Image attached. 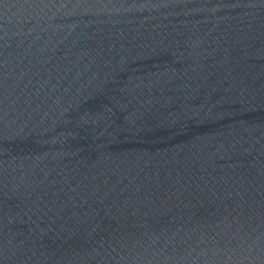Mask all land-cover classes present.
<instances>
[{
	"label": "water",
	"instance_id": "water-1",
	"mask_svg": "<svg viewBox=\"0 0 264 264\" xmlns=\"http://www.w3.org/2000/svg\"><path fill=\"white\" fill-rule=\"evenodd\" d=\"M0 264H264V0H0Z\"/></svg>",
	"mask_w": 264,
	"mask_h": 264
}]
</instances>
